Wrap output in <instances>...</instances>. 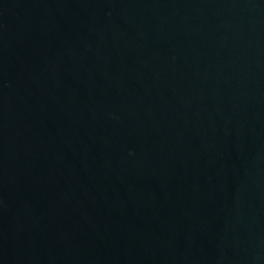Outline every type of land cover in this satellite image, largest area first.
I'll list each match as a JSON object with an SVG mask.
<instances>
[{
  "label": "water",
  "instance_id": "1",
  "mask_svg": "<svg viewBox=\"0 0 264 264\" xmlns=\"http://www.w3.org/2000/svg\"><path fill=\"white\" fill-rule=\"evenodd\" d=\"M0 264H264V0H0Z\"/></svg>",
  "mask_w": 264,
  "mask_h": 264
}]
</instances>
